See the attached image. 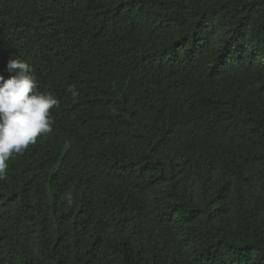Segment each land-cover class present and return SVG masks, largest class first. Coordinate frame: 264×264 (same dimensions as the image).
Instances as JSON below:
<instances>
[{"label": "trees", "instance_id": "trees-1", "mask_svg": "<svg viewBox=\"0 0 264 264\" xmlns=\"http://www.w3.org/2000/svg\"><path fill=\"white\" fill-rule=\"evenodd\" d=\"M13 55L60 104L0 180V264H264V0H0Z\"/></svg>", "mask_w": 264, "mask_h": 264}, {"label": "clouds", "instance_id": "clouds-1", "mask_svg": "<svg viewBox=\"0 0 264 264\" xmlns=\"http://www.w3.org/2000/svg\"><path fill=\"white\" fill-rule=\"evenodd\" d=\"M9 78L0 74V180L6 179L8 160L23 154L39 136L50 134L53 119L50 110L59 99L51 92L42 93L30 63L13 55L7 62ZM73 102L79 98L74 85L66 89Z\"/></svg>", "mask_w": 264, "mask_h": 264}]
</instances>
